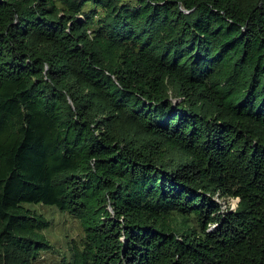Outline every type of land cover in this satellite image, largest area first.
Segmentation results:
<instances>
[{"label": "trees", "instance_id": "1", "mask_svg": "<svg viewBox=\"0 0 264 264\" xmlns=\"http://www.w3.org/2000/svg\"><path fill=\"white\" fill-rule=\"evenodd\" d=\"M31 203L67 264H264V0H0V264Z\"/></svg>", "mask_w": 264, "mask_h": 264}, {"label": "rangeland", "instance_id": "2", "mask_svg": "<svg viewBox=\"0 0 264 264\" xmlns=\"http://www.w3.org/2000/svg\"><path fill=\"white\" fill-rule=\"evenodd\" d=\"M224 208H235L238 198L223 200ZM30 206L43 212L51 221L44 231L53 243V248L42 253L37 264H67L73 258V251L84 238L85 231L82 222L70 213L61 210L56 205L31 203Z\"/></svg>", "mask_w": 264, "mask_h": 264}]
</instances>
